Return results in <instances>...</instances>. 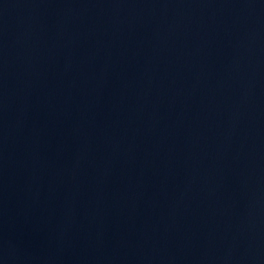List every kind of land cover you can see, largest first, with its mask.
I'll list each match as a JSON object with an SVG mask.
<instances>
[{
    "label": "water",
    "instance_id": "1",
    "mask_svg": "<svg viewBox=\"0 0 264 264\" xmlns=\"http://www.w3.org/2000/svg\"><path fill=\"white\" fill-rule=\"evenodd\" d=\"M0 264H264V0H0Z\"/></svg>",
    "mask_w": 264,
    "mask_h": 264
}]
</instances>
